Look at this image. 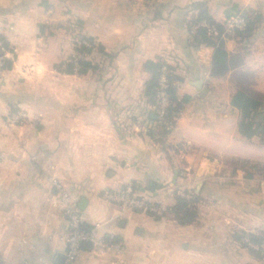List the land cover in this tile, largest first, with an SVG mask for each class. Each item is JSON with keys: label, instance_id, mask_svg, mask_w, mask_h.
<instances>
[{"label": "crops", "instance_id": "crops-1", "mask_svg": "<svg viewBox=\"0 0 264 264\" xmlns=\"http://www.w3.org/2000/svg\"><path fill=\"white\" fill-rule=\"evenodd\" d=\"M197 3L226 23L221 77L213 49L192 44ZM233 4L261 16L248 38L228 27ZM77 21L78 34L114 55L93 54L99 69L86 75L57 70L75 56ZM0 40V264L64 261L67 217L52 180L87 228L111 221L104 231L120 246L103 256L84 246L75 264H264V241L245 239L264 238V140L239 134L231 103L234 76L264 70V0H0ZM147 61L169 65L177 100L188 99L164 136L144 96ZM262 83L249 91L264 98ZM18 113L25 118L12 125ZM127 186L159 212L106 199ZM183 194L198 198L189 225L170 213Z\"/></svg>", "mask_w": 264, "mask_h": 264}, {"label": "trees", "instance_id": "trees-1", "mask_svg": "<svg viewBox=\"0 0 264 264\" xmlns=\"http://www.w3.org/2000/svg\"><path fill=\"white\" fill-rule=\"evenodd\" d=\"M196 15L189 23V31H192L191 40L195 48L202 46L210 47L213 49V65L212 75L221 77L227 73V60L228 54L224 48V33L226 23L219 24L212 20L209 15L205 3H197L193 6ZM227 21L230 19L241 16L246 20V28L243 31L235 30L234 32L243 37H250L254 31L258 28L261 20V16L257 15L251 10H241L237 5L233 4L227 11ZM202 23L207 24L209 27L214 28L217 31L216 36H210L208 29L201 26ZM41 26V31L43 30ZM81 28L80 22H74L71 25L70 32L76 34L74 40L75 56L70 58L65 63L57 67V70L65 74H78L86 75L91 71H97L99 66L93 62L91 56L95 53H99L101 56L113 59L114 55L107 54L104 48L97 44L93 38H88L78 34V30ZM80 43V45H77ZM87 44V45H86ZM163 69L168 71L166 95L168 99V106L165 114L162 118H159L158 126L155 128V132L164 136L169 132L174 120L178 117L179 113L183 109V105L188 101L184 98L182 101L176 98L175 85L179 82V78L173 74V70L169 65L162 61H147L144 64V70L149 74V79L145 84L144 96L148 102L157 108L158 105V93H159V81L162 75ZM263 96L254 94L250 91L241 89L235 92L232 97V106L239 111L240 121L238 124V132L247 140H251L254 137H258L264 140V119H261V108L263 105ZM153 131V130H152ZM151 131V132H152ZM150 132V133H151ZM247 163L242 164L241 168H245ZM261 173L264 176V168L261 169ZM198 198L195 196L191 200H185L184 198L177 197L176 205L170 210V213L174 214L176 219L182 225H189L193 223L196 218V205ZM250 243L262 244L264 238L260 236L249 235L247 238ZM248 245V244H246Z\"/></svg>", "mask_w": 264, "mask_h": 264}, {"label": "built area", "instance_id": "built-area-1", "mask_svg": "<svg viewBox=\"0 0 264 264\" xmlns=\"http://www.w3.org/2000/svg\"><path fill=\"white\" fill-rule=\"evenodd\" d=\"M227 24L232 30L243 31L246 28V20L241 16L230 19ZM201 26L208 29L210 36L217 35V31L207 24L202 23ZM77 45H80V43H77ZM5 54V47L0 40V67L4 64ZM167 73L168 71L163 69L159 81V101L156 110L159 118L164 116L168 106V99L165 92ZM24 118L25 115L22 113L15 114L11 117L10 123L12 125L17 124ZM51 183L56 192V202L63 209L67 217V226L61 234V240L65 244L64 261L61 264H75L84 246H89L99 256H103L120 248L119 244L114 241V237L104 231L111 221L95 224L87 228L83 213L79 210L77 204L73 201L65 187L57 180H52ZM181 196V198L188 201L192 199L191 195L183 194ZM106 197L109 202L117 204L123 210L140 211L150 214H157L159 212V208L155 203L146 197L140 196L131 186H127L125 189L118 192L108 193ZM247 243L252 246L249 241H247ZM42 264L49 263L43 262Z\"/></svg>", "mask_w": 264, "mask_h": 264}, {"label": "rangeland", "instance_id": "rangeland-1", "mask_svg": "<svg viewBox=\"0 0 264 264\" xmlns=\"http://www.w3.org/2000/svg\"><path fill=\"white\" fill-rule=\"evenodd\" d=\"M261 78L263 81H264V70L262 72V74L260 75V73L258 72H249L248 70L247 71H242L240 73H238L237 75L234 76V81L236 83V85H238L239 87V90L241 89H244V90H247L249 91L250 87L259 79ZM261 89L264 90V83H262L260 85ZM252 88V87H251ZM261 118V117H260ZM264 119V117H262ZM261 118V119H262ZM246 139V138H245ZM263 161L264 162V154H263V157H262ZM260 164H263L262 167L259 166L260 170L264 168V163H260Z\"/></svg>", "mask_w": 264, "mask_h": 264}, {"label": "water", "instance_id": "water-1", "mask_svg": "<svg viewBox=\"0 0 264 264\" xmlns=\"http://www.w3.org/2000/svg\"><path fill=\"white\" fill-rule=\"evenodd\" d=\"M82 204H83V201H82ZM82 207V206H81Z\"/></svg>", "mask_w": 264, "mask_h": 264}]
</instances>
